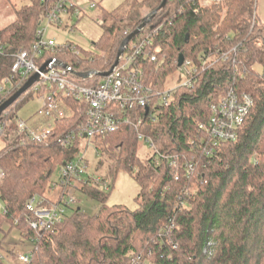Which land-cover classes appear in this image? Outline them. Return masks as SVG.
<instances>
[{
  "label": "trees",
  "instance_id": "trees-1",
  "mask_svg": "<svg viewBox=\"0 0 264 264\" xmlns=\"http://www.w3.org/2000/svg\"><path fill=\"white\" fill-rule=\"evenodd\" d=\"M26 1L14 21L0 30V81L10 77L14 54L30 49L40 16L55 2ZM161 1L141 0L110 24L109 15L102 14L104 31L94 44L98 53L76 56L71 45H64L43 59L56 57L78 72L106 71L122 41ZM202 1L169 0L144 30L159 29L155 46L166 56L158 71L145 64L148 85L163 90L179 68L180 55L200 72L192 87L174 92L156 121L144 124L143 133L167 161L155 153L140 157V141L129 127L96 143L104 152H116V171L134 176L140 188L137 209L108 206L107 192L91 183L79 191L99 202L94 214L72 208L41 237L29 227L28 200L47 198L54 172L80 150L78 142L68 148L58 143L85 118V106L67 100L65 117L56 119L44 144H22L14 136L0 151V253L15 230L32 243L28 264H133L138 257L141 264H264V23L256 16V0H213L208 6ZM233 48L226 61L219 59L202 70L200 58L220 57ZM256 62L258 70L253 68ZM229 86L249 93L254 105L237 141L221 144L206 157L192 144L197 125L208 120L211 102ZM39 92L44 94L41 85L25 92L2 114L0 127ZM0 264H5L1 257Z\"/></svg>",
  "mask_w": 264,
  "mask_h": 264
},
{
  "label": "built area",
  "instance_id": "built-area-1",
  "mask_svg": "<svg viewBox=\"0 0 264 264\" xmlns=\"http://www.w3.org/2000/svg\"><path fill=\"white\" fill-rule=\"evenodd\" d=\"M212 1L203 0L202 5L208 6ZM89 7L95 9L97 4L91 3ZM61 15L79 17L82 12L68 0H55L40 16L34 43L30 49L19 50L14 54L10 77L0 81L1 104L22 87L30 76L39 73L42 65L50 62L48 72L39 73L40 80L33 85L35 91L39 85L44 88V94L41 95L42 107L37 112L43 121L33 124L19 121L13 130L9 127L10 122L5 121L0 127V137L9 140L11 139L9 136L12 138L17 136L22 144L27 141L37 145L44 144L51 135L56 119L65 117V102L72 100L85 106V118L82 124L70 130L58 141L60 146L68 148L77 142L79 147L96 145L106 136L129 127L133 129L138 140L144 142L152 153H155L157 159L167 161V156L161 155L155 149L152 140L143 133L144 124L148 121H156L161 109L170 103L177 89L190 88L198 81L199 67L193 61L184 60L179 68L185 74L186 81L174 89L156 90L152 85H148L145 64L152 65L158 71L163 68L166 56H161L159 48L155 46V38L159 29L149 28L144 32L145 28L135 37L136 40L130 41L125 46L117 66L107 77L90 75L88 79L82 80L72 72H88H78L71 65L61 62L56 57L43 59L45 54H54L56 48L59 47L53 40H46L45 35L50 24L61 22ZM99 22L102 25V22ZM124 35L127 36V32ZM70 48L74 55H81L72 46ZM2 51L0 44V53ZM235 51L236 48H233L227 53H222L220 57L209 55L204 59L200 58L202 70L209 68L219 59L226 61ZM59 64L66 67L63 68ZM109 69L89 72L104 73ZM253 105L254 99L249 93L238 92L234 87L229 86L220 97L211 102L209 118L206 122L197 125L198 135L192 144L206 157H210L221 144L236 142L239 130ZM50 120L53 123L51 127L47 125ZM75 158L64 162L58 168V179L53 181L50 187V192L59 190L56 201H51L48 197L33 196L26 204V209L31 214L28 225L39 237L53 231L54 227L63 221L67 215L66 209L76 203L75 198L70 195L72 192L79 191L81 186L91 183L99 184L104 191L111 187L106 180L87 177L83 158L78 157V160ZM171 164L175 166L174 161H171ZM188 174H191L189 170ZM3 177L4 173L0 169V179ZM67 196L69 197L66 201ZM16 261L18 264H28L30 256L28 254L17 255ZM133 264H141L140 258L138 257Z\"/></svg>",
  "mask_w": 264,
  "mask_h": 264
},
{
  "label": "rangeland",
  "instance_id": "rangeland-1",
  "mask_svg": "<svg viewBox=\"0 0 264 264\" xmlns=\"http://www.w3.org/2000/svg\"><path fill=\"white\" fill-rule=\"evenodd\" d=\"M0 0V30L10 25L15 19L16 11L21 10L24 6L28 5L26 0ZM141 0H68L79 10L82 15L76 17L75 15H61V22L59 24H50L47 27L45 39L53 40L56 46L71 45L79 53L90 52L98 53V48L94 46L102 35L104 28L101 26L99 19L104 15H109V22L113 19H121L125 12L131 6L136 5ZM91 3L97 4V8L91 9ZM255 13L258 19L264 23V0H256ZM102 14H104L102 16ZM149 12H145V16ZM112 17V18H111ZM256 62L254 69L258 70L259 65ZM186 81L185 74L178 68L169 76L165 82L164 90L174 89ZM41 92L33 94L28 102L16 111L15 118L9 123L12 130L15 128L19 121L27 124H33L43 121L37 114L42 107V94ZM47 125H53L50 120ZM12 138V136H9ZM10 140V139H9ZM7 140L0 137V151L5 146ZM104 149L96 148V145L88 147L80 146V150L75 160L82 157L85 163V173L87 177L100 178L106 180L111 184V189L107 190L106 204L108 206H121L129 210H135L138 207L136 202L137 195L140 191L139 185L134 180V176L124 169H115V159ZM152 154L151 149L140 142L139 156L145 157ZM58 169L52 175V180L57 181ZM100 189L102 187L99 186ZM103 190V189H102ZM59 190L50 192L48 199L56 201L58 198ZM70 195L75 198L76 203L66 209V213H70L72 208H79L81 211L88 215L94 214L100 207L98 201L89 199L80 191H74ZM69 195V196H70ZM67 196L65 200H68ZM3 208V201L0 197V209ZM32 250V243L23 239L17 231L13 230L7 236L4 242L3 251L0 256L5 264H18L16 256L20 254L29 255Z\"/></svg>",
  "mask_w": 264,
  "mask_h": 264
},
{
  "label": "water",
  "instance_id": "water-1",
  "mask_svg": "<svg viewBox=\"0 0 264 264\" xmlns=\"http://www.w3.org/2000/svg\"><path fill=\"white\" fill-rule=\"evenodd\" d=\"M169 0H162L159 7L156 8L154 11L150 12L149 14H147L146 16L143 17V19L141 20V23L139 24V26L131 33L129 34L121 43L116 58H115V62L112 65V67L109 69V71L104 72V73H96V72H88V73H77V72H72L75 76H77L78 78L82 79V80H86L89 78L90 75H95L101 78L107 77L112 70L117 66L118 62H119V58L123 53V50L125 48V46L132 41L135 37H137L145 28L146 26L153 20V18L158 14V12L162 9L165 8L167 2ZM184 61V57L183 55H180L178 57V61H177V66L180 67L182 65ZM50 62H46L44 65H42L39 69V73H47L48 72V65ZM59 66L65 68L66 66L63 64H59ZM39 73H36L32 76H30L28 78V80L23 84L22 87H20L16 92H14L8 99H6L5 101H3L0 104V119L2 114L9 108L12 106V104H14L25 92H27L34 84L38 83L40 80L39 77Z\"/></svg>",
  "mask_w": 264,
  "mask_h": 264
}]
</instances>
